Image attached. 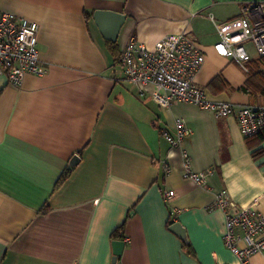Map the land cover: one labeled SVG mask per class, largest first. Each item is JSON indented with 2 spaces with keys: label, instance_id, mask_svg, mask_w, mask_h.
I'll return each mask as SVG.
<instances>
[{
  "label": "crops",
  "instance_id": "0c3cea01",
  "mask_svg": "<svg viewBox=\"0 0 264 264\" xmlns=\"http://www.w3.org/2000/svg\"><path fill=\"white\" fill-rule=\"evenodd\" d=\"M260 2L0 0V13L38 23L45 69L20 87L0 76V264H238L222 238L225 214L211 208L227 190L238 206L264 214V155L254 157L233 117L139 98L93 16H127L120 53L133 37L154 50L166 36L190 34L205 54L195 82L208 97L258 105L264 98L242 90L248 72L217 52L211 15L223 24ZM179 119L193 134L172 147L162 130L174 132ZM183 150L194 171L215 169L206 186L184 178ZM168 190L176 192L171 202ZM170 221L181 223L189 245ZM122 227L126 248L113 263ZM251 262L264 264V252Z\"/></svg>",
  "mask_w": 264,
  "mask_h": 264
},
{
  "label": "built area",
  "instance_id": "2783aa9c",
  "mask_svg": "<svg viewBox=\"0 0 264 264\" xmlns=\"http://www.w3.org/2000/svg\"><path fill=\"white\" fill-rule=\"evenodd\" d=\"M211 19L220 35L215 45L217 52L248 72L252 55L247 45L253 44L256 53L264 56V2L246 5L240 16L223 24L217 23L213 15ZM39 29L38 23L29 19L0 13V76H6L12 86L20 87L27 74L45 73L40 63ZM204 62L205 54L198 39L185 32L164 37L154 50L133 37L119 59L122 80L135 87L139 98L150 97L166 109L177 103H188L218 117H233L246 140L264 132V104L237 106L228 101H214L195 82ZM192 134L193 130L183 119L177 120L174 132L162 130V137L172 147H181ZM182 155L184 178L206 186L215 169L196 172L190 164L189 153L183 150ZM165 169L168 174L172 168L166 164ZM164 196L171 202L176 192L164 191ZM211 209L225 214L222 238L238 264H252L253 256L264 252V214L253 206H238L227 190L217 194Z\"/></svg>",
  "mask_w": 264,
  "mask_h": 264
},
{
  "label": "trees",
  "instance_id": "16d2710c",
  "mask_svg": "<svg viewBox=\"0 0 264 264\" xmlns=\"http://www.w3.org/2000/svg\"><path fill=\"white\" fill-rule=\"evenodd\" d=\"M108 45L111 48V51L114 55L115 60L119 63V59L121 57V53L119 52V45L118 43H112L108 42ZM248 82L245 84L244 87H242V90L246 93H249L251 96L254 97V99L258 98H264V56H259L256 59H252L248 64ZM264 143V132H261L257 136L251 137L247 139V145L250 150L253 151L254 157L257 159L264 155V150L262 148V145ZM71 172L70 169H68L60 179L59 184L63 182L69 173ZM173 221H170V224H173ZM124 231L123 227L120 229H117L114 234L113 238L114 240H120L124 237ZM184 244L187 246L189 243Z\"/></svg>",
  "mask_w": 264,
  "mask_h": 264
},
{
  "label": "water",
  "instance_id": "95a60500",
  "mask_svg": "<svg viewBox=\"0 0 264 264\" xmlns=\"http://www.w3.org/2000/svg\"><path fill=\"white\" fill-rule=\"evenodd\" d=\"M93 18L103 38L108 42L117 43L126 23L127 16L119 12L98 10L94 13ZM79 162L80 157L76 156L72 160L71 166L75 167ZM171 230L178 234L185 243H188L186 230L182 227L181 223L177 222L173 224ZM125 248L126 242L124 240H115L113 242V263H116L123 255Z\"/></svg>",
  "mask_w": 264,
  "mask_h": 264
},
{
  "label": "rangeland",
  "instance_id": "374dc122",
  "mask_svg": "<svg viewBox=\"0 0 264 264\" xmlns=\"http://www.w3.org/2000/svg\"><path fill=\"white\" fill-rule=\"evenodd\" d=\"M247 47H248V49L251 52V54H252L253 57H259L258 54L256 53L255 49H254L253 44H248ZM147 99L149 101H151V99H149V97ZM150 104H152V103L150 102ZM152 106H153V104H152Z\"/></svg>",
  "mask_w": 264,
  "mask_h": 264
}]
</instances>
